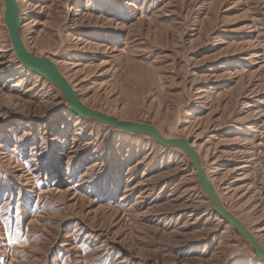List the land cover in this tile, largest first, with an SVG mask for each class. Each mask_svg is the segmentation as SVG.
Listing matches in <instances>:
<instances>
[{
    "label": "rangeland",
    "instance_id": "rangeland-1",
    "mask_svg": "<svg viewBox=\"0 0 264 264\" xmlns=\"http://www.w3.org/2000/svg\"><path fill=\"white\" fill-rule=\"evenodd\" d=\"M81 102L186 138L264 247V0H17ZM0 0V264H264L188 156L72 113Z\"/></svg>",
    "mask_w": 264,
    "mask_h": 264
},
{
    "label": "water",
    "instance_id": "water-1",
    "mask_svg": "<svg viewBox=\"0 0 264 264\" xmlns=\"http://www.w3.org/2000/svg\"><path fill=\"white\" fill-rule=\"evenodd\" d=\"M3 3V21L8 30L13 52L22 65L57 87L73 113L84 118L93 119L100 123L110 125L122 131L145 134L165 148H176L183 151L190 159L201 191L206 194L211 201L214 214L250 243L258 259L264 260V247L246 224L225 207L211 178L202 165L197 150L189 139L183 137L167 138L152 124L132 120H120L83 104L77 92L72 88L71 84L52 60L34 55L26 48L20 36L21 17L17 0H3Z\"/></svg>",
    "mask_w": 264,
    "mask_h": 264
},
{
    "label": "bare ground",
    "instance_id": "bare-ground-1",
    "mask_svg": "<svg viewBox=\"0 0 264 264\" xmlns=\"http://www.w3.org/2000/svg\"><path fill=\"white\" fill-rule=\"evenodd\" d=\"M24 66V65H23ZM25 67V66H24ZM26 68V67H25ZM28 69V68H27ZM29 70V69H28ZM73 88V87H72ZM83 103V102H82ZM84 104V103H83ZM73 113V112H72ZM73 114H75V113H73ZM75 115H77V114H75ZM77 116H79V115H77ZM260 260H262V259H260ZM262 261H264V260H262Z\"/></svg>",
    "mask_w": 264,
    "mask_h": 264
}]
</instances>
